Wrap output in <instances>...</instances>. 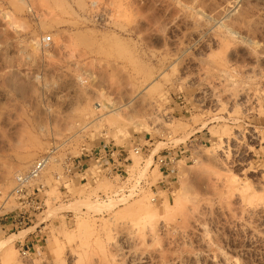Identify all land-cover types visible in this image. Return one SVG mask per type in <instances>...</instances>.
Returning a JSON list of instances; mask_svg holds the SVG:
<instances>
[{
	"label": "rangeland",
	"instance_id": "1",
	"mask_svg": "<svg viewBox=\"0 0 264 264\" xmlns=\"http://www.w3.org/2000/svg\"><path fill=\"white\" fill-rule=\"evenodd\" d=\"M105 144L127 181L65 175ZM0 264H264V0H0Z\"/></svg>",
	"mask_w": 264,
	"mask_h": 264
},
{
	"label": "built area",
	"instance_id": "2",
	"mask_svg": "<svg viewBox=\"0 0 264 264\" xmlns=\"http://www.w3.org/2000/svg\"><path fill=\"white\" fill-rule=\"evenodd\" d=\"M44 42L50 43L52 38L46 37ZM130 152L141 156V150L138 148L126 151L121 149L119 151L115 147L108 144L102 145L99 148L83 152L81 156L71 158L65 162V175L70 176L73 173H86L91 169L95 170L97 177H121L123 181L129 178L130 167ZM178 158L172 153H162L154 157V167L158 168L164 178L169 176V173L175 167ZM52 156L50 153L40 156L24 173H21L15 178V187L11 193V198L18 201L19 207L15 210V216L19 219L13 227H25L32 222L33 218L43 209V200L46 197V187L41 184V178L47 167L50 165ZM57 180L61 177L57 176ZM123 182V183H124ZM134 184L137 182V187L134 189L133 197L140 195L144 190H154L155 187L149 184V180L139 179L133 180ZM163 179L158 184L165 186ZM155 200V198L153 199ZM26 256L27 252H23Z\"/></svg>",
	"mask_w": 264,
	"mask_h": 264
}]
</instances>
